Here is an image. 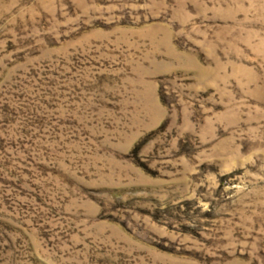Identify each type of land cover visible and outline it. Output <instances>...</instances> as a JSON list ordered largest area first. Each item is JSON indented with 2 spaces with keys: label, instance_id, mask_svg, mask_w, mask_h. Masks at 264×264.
<instances>
[{
  "label": "rangeland",
  "instance_id": "1",
  "mask_svg": "<svg viewBox=\"0 0 264 264\" xmlns=\"http://www.w3.org/2000/svg\"><path fill=\"white\" fill-rule=\"evenodd\" d=\"M0 264H264V0H0Z\"/></svg>",
  "mask_w": 264,
  "mask_h": 264
}]
</instances>
